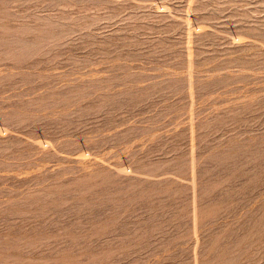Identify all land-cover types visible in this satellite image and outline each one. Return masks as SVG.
<instances>
[{
	"label": "rangeland",
	"instance_id": "1",
	"mask_svg": "<svg viewBox=\"0 0 264 264\" xmlns=\"http://www.w3.org/2000/svg\"><path fill=\"white\" fill-rule=\"evenodd\" d=\"M0 264H264V0H0Z\"/></svg>",
	"mask_w": 264,
	"mask_h": 264
}]
</instances>
